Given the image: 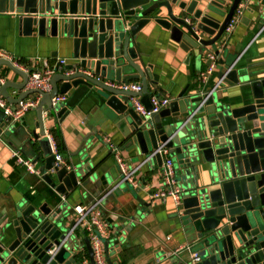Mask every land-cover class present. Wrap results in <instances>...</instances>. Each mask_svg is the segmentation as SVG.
Masks as SVG:
<instances>
[{
	"label": "water",
	"instance_id": "obj_1",
	"mask_svg": "<svg viewBox=\"0 0 264 264\" xmlns=\"http://www.w3.org/2000/svg\"><path fill=\"white\" fill-rule=\"evenodd\" d=\"M240 1L0 0V18L14 17L23 35L35 32L39 37L57 38L71 59L51 75V89L43 92L26 88L28 73L0 57V78L9 72L21 78L0 83V97L8 106L40 96L32 108L34 129L12 121L0 107V145L15 150L39 145L45 161L42 178L65 195L91 168L86 157L70 168L55 166L43 114L58 123L75 107L89 112L105 105L127 124L126 146H134L138 155L146 158L160 145L167 148L184 190L182 223L193 234L190 251L199 256L194 264H264V61L247 71L222 57L228 41L226 27ZM255 21L264 30V0H260ZM151 23L169 31L170 38L189 53L188 59L199 60L205 51H212L217 56V79L239 86L240 92L224 96L220 86L186 87L167 107L142 118L131 98L139 97L150 109V84L157 81L151 65L143 68L137 62L142 54L133 41ZM210 63L207 59L206 65ZM134 80H140V91L121 87ZM8 89L17 91V96H11ZM59 94L67 99L53 104ZM151 159L162 166L159 153ZM135 199L148 206L137 195ZM72 224L63 203L53 207L14 203L0 213V264H94L86 236L82 242L88 263L80 255L81 241L66 237ZM11 229L14 238L9 240ZM60 243L58 251L48 253ZM103 245L107 264H116L110 258L109 243L103 241Z\"/></svg>",
	"mask_w": 264,
	"mask_h": 264
},
{
	"label": "crops",
	"instance_id": "obj_2",
	"mask_svg": "<svg viewBox=\"0 0 264 264\" xmlns=\"http://www.w3.org/2000/svg\"><path fill=\"white\" fill-rule=\"evenodd\" d=\"M259 9L260 0H252L239 16L222 53L227 62H236V66L247 67V71L261 67L257 64L264 61V30L260 31L255 21ZM134 39L133 44L138 53L142 54L137 62L143 68L151 65L150 71L157 81L156 84H150L151 94L156 93L172 100L186 87L195 90L199 84H205V88H211L218 81L217 64L205 81L200 79L201 73L208 67L207 51L199 60L192 56L188 59L189 53L170 38L169 31L160 26L151 23L142 28ZM0 50L7 53L11 61L30 69L50 68L59 58L65 59V64L71 62L69 50L60 46L57 38L39 37L35 32L30 36L23 35L11 15L0 18ZM9 78L12 81L21 80L20 76L12 72L2 75L0 79L3 81ZM130 83L141 85L140 80ZM220 88L224 96H235L240 92L236 85L221 83ZM8 92L14 97L18 94L14 89H8ZM35 98L37 95L27 100ZM43 118L45 131L51 143L59 149L64 165L70 168L86 157V164L91 169L86 171L75 189L61 195L42 178L41 169L45 161L39 145L15 150L7 144H1L0 213L20 201L35 206L47 203L51 207L63 203L72 218V205L86 203L112 189L101 203L107 227V236L103 241L109 243L110 258L116 260L112 261L116 264H187L191 251L186 246H192L193 234L182 223L181 204L176 205L169 197H152L161 186L162 166L150 159L136 171L135 185L121 183L122 174L115 154L104 139L108 138L117 147L128 167L133 168L144 160L134 146H126L128 138L124 129L127 124L121 121V115L102 105L92 107L89 112L75 107L70 115L58 123L51 116L43 114ZM16 123L34 129L35 111L28 110ZM59 141L61 146H58ZM14 152L29 160L40 171V175L29 172L17 161ZM136 195L148 206L140 205L135 199ZM8 235L9 240L14 238L12 229ZM74 236L76 241H81L80 247L83 250L80 255L88 258L82 242L85 236L81 231H76Z\"/></svg>",
	"mask_w": 264,
	"mask_h": 264
},
{
	"label": "built area",
	"instance_id": "obj_3",
	"mask_svg": "<svg viewBox=\"0 0 264 264\" xmlns=\"http://www.w3.org/2000/svg\"><path fill=\"white\" fill-rule=\"evenodd\" d=\"M252 0H241L238 4L233 17L231 18L228 26L226 27V35L229 36L233 31L234 26L237 24L239 16L245 11L248 5L251 3ZM263 27L260 29L262 31ZM0 57L8 58L11 60V57L5 53L4 51L0 50ZM207 58L210 59L211 63L207 67V69L201 73L200 79L205 81L208 75H210L215 68L217 56L212 52L207 53ZM66 63L65 59L59 58L57 59L56 63L50 68L44 69H30L26 66L17 65L19 68L24 69L28 73V80L26 83V88L29 89H38L40 91H50L51 84L49 82L51 75L56 71L59 70L63 64ZM2 80H0V83ZM221 84V80H218L214 85L213 88L219 87ZM124 89H130L132 91H140L141 85L128 83L126 85H121ZM40 96L37 95V98L32 100H26L24 102L19 103L15 107L8 106L5 99L0 97V107L3 108V111L6 115L10 116L11 120L16 122L20 120V118L30 109L34 108ZM66 100L65 94H59L52 99L53 104L57 102H63ZM171 98L166 96H159L156 93H150L149 103L150 109H146L144 104L140 101L139 97H132L131 104L134 110L142 117V118H149L152 114L158 113L163 108L167 107L170 103ZM50 138V137H49ZM106 142L109 143L111 151L115 154L116 160L121 170V182H126L130 185H135V173L140 168V166L144 163L149 161L155 153H159L162 156V178H161V186L158 188L153 194L152 197L158 199H166L167 197L171 198L173 202L178 205L180 204L181 196L183 194V188L179 185L176 179L175 168L173 166L172 158L168 155L167 148L163 146H158L152 153L149 154L141 164L135 167H128L126 162L120 157L118 149L114 146L108 138L104 139ZM52 144V151L55 157V166H62L64 165V160L62 155L58 152L55 145ZM14 156L16 157L17 161L23 164L26 169L37 175H40V171L34 168V165L27 159L21 157L18 152H14ZM112 189L106 190L104 193L94 197L92 200L86 203H76L71 206V213L73 224L68 228L66 233V237L74 236L76 231H81L84 236H86L89 240L90 247L92 250V257L94 264H107L106 255L104 252V245L103 240L106 237L107 227L106 222L103 217L101 203L106 197V195ZM64 197L62 196V200ZM62 243L53 246L48 253L53 255L56 251L59 250ZM187 249H190V246H186ZM80 251L83 249L80 247ZM199 261V256L196 251L191 252L189 264H194L195 262ZM83 262L88 263V258L83 255ZM150 264H159L158 262H153Z\"/></svg>",
	"mask_w": 264,
	"mask_h": 264
},
{
	"label": "trees",
	"instance_id": "obj_4",
	"mask_svg": "<svg viewBox=\"0 0 264 264\" xmlns=\"http://www.w3.org/2000/svg\"><path fill=\"white\" fill-rule=\"evenodd\" d=\"M62 144L60 143V141H59V143H58V146H61ZM61 148V147H60ZM58 151H59V149H58Z\"/></svg>",
	"mask_w": 264,
	"mask_h": 264
},
{
	"label": "rangeland",
	"instance_id": "obj_5",
	"mask_svg": "<svg viewBox=\"0 0 264 264\" xmlns=\"http://www.w3.org/2000/svg\"><path fill=\"white\" fill-rule=\"evenodd\" d=\"M177 179V178H176ZM112 260L116 261L114 258H112Z\"/></svg>",
	"mask_w": 264,
	"mask_h": 264
}]
</instances>
